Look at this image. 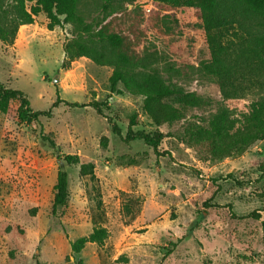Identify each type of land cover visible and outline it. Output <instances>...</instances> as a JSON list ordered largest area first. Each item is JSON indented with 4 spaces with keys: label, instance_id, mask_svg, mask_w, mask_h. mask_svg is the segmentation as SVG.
Masks as SVG:
<instances>
[{
    "label": "rangeland",
    "instance_id": "rangeland-1",
    "mask_svg": "<svg viewBox=\"0 0 264 264\" xmlns=\"http://www.w3.org/2000/svg\"><path fill=\"white\" fill-rule=\"evenodd\" d=\"M80 14L81 27L51 28L40 13L13 43L0 40V82L22 90L34 110L49 109L59 95L98 102L103 112L61 103L28 123L17 116L18 101L0 111V264H264V138L221 160L170 136L183 123L162 129L160 154L144 140L127 142L133 116L135 130H157L144 97L122 83V93L112 92V66L67 54L107 25L168 80L221 100L217 79L203 69L212 55L200 11L154 0H81ZM41 129L59 150L42 142ZM66 155L93 168L82 173L80 164L65 163L69 201L53 214ZM100 228L107 231L102 244L73 249Z\"/></svg>",
    "mask_w": 264,
    "mask_h": 264
},
{
    "label": "trees",
    "instance_id": "trees-1",
    "mask_svg": "<svg viewBox=\"0 0 264 264\" xmlns=\"http://www.w3.org/2000/svg\"><path fill=\"white\" fill-rule=\"evenodd\" d=\"M111 6L115 0H106ZM171 7H193L200 11L202 26L211 50V62L204 71L216 78L222 99L216 100L185 89L168 80L152 61L140 57L122 34L107 27L97 37L88 34L79 40L75 52L67 49L70 59L85 56L97 64L113 67L110 78L112 92L122 93V83L131 93L144 97L143 108L157 130L150 134L135 130L133 116L125 141L144 140L157 154L167 136L163 128L183 123L181 132L171 131L188 147L202 149L210 160H221L242 153L253 142L264 138V0H154ZM29 3H32L29 6ZM81 0H0V40L13 43L19 28L34 23L44 13L49 26L74 24L81 27ZM152 55V54H151ZM249 94L258 95L249 103L240 100ZM12 101H18L17 116L21 121L34 123L40 117H50L54 108L64 103L70 107H93L102 114L101 104L69 102L59 95L49 109L34 110L26 94L0 82V111L6 112ZM113 133L122 131L110 116H105ZM168 133V134H169ZM42 142L59 150L55 140L41 129ZM65 163L80 164L82 173H89L92 164L81 163L78 156L66 155L61 162L55 187L52 213L69 201V172ZM248 217L260 218L252 212ZM107 236L104 228L95 229L88 237L73 242L75 251H81L89 241L102 244Z\"/></svg>",
    "mask_w": 264,
    "mask_h": 264
}]
</instances>
